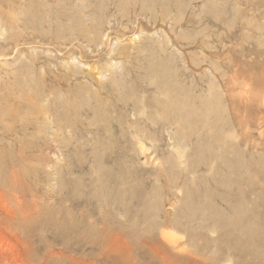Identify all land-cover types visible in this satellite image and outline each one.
<instances>
[{
	"label": "rangeland",
	"instance_id": "1",
	"mask_svg": "<svg viewBox=\"0 0 264 264\" xmlns=\"http://www.w3.org/2000/svg\"><path fill=\"white\" fill-rule=\"evenodd\" d=\"M0 264H264V0H0Z\"/></svg>",
	"mask_w": 264,
	"mask_h": 264
},
{
	"label": "bare ground",
	"instance_id": "2",
	"mask_svg": "<svg viewBox=\"0 0 264 264\" xmlns=\"http://www.w3.org/2000/svg\"><path fill=\"white\" fill-rule=\"evenodd\" d=\"M246 86H247V85H246ZM261 96H262V95H261ZM261 96H260V97H261ZM254 100H255V99H254ZM249 159H250V158H249ZM243 161H244V160H243Z\"/></svg>",
	"mask_w": 264,
	"mask_h": 264
}]
</instances>
